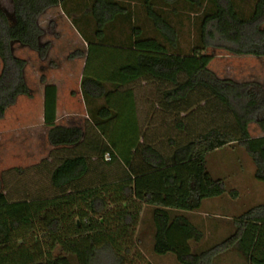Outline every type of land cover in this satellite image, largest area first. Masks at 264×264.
Segmentation results:
<instances>
[{"label":"trees","instance_id":"obj_1","mask_svg":"<svg viewBox=\"0 0 264 264\" xmlns=\"http://www.w3.org/2000/svg\"><path fill=\"white\" fill-rule=\"evenodd\" d=\"M135 1L152 35L136 25ZM11 2L13 19L0 7V119L20 97H34L28 63L13 47L18 43L46 57L39 18L48 9L60 6L90 51L113 50L104 61L109 67L92 81L83 78L84 127L57 124L58 88L42 78L44 124L53 146L40 165L48 186L36 196L16 186L11 196L5 177L25 170L0 174V264H96L102 254L112 264H152L142 254L130 257L145 207L152 208L155 255H173L180 264H214L237 249L248 264H264L243 246L248 228L264 223V203L237 218L234 232L204 251L193 247L204 234L188 216L226 193L224 180L208 167L214 152L243 148L256 165L255 178L264 183V136L250 131L256 124L264 132V92L219 78L209 53L218 36L236 55L264 57V0ZM143 81L157 86L145 100L134 91Z\"/></svg>","mask_w":264,"mask_h":264},{"label":"rangeland","instance_id":"obj_2","mask_svg":"<svg viewBox=\"0 0 264 264\" xmlns=\"http://www.w3.org/2000/svg\"><path fill=\"white\" fill-rule=\"evenodd\" d=\"M133 5L139 13L136 25L143 26L148 35H152L153 30L146 28L148 27L146 14L139 1H135ZM0 7L5 9L13 19L11 0H0ZM55 11L53 9L51 14L44 13L39 18V25L43 31L40 42L42 45L47 43L49 45L48 56L46 55L47 58L49 57L48 59L18 43L13 47L15 55L25 59L28 63L26 78L29 87L34 92V100L25 96L20 97L16 104L8 109L5 118L0 120V174L15 168L25 170L20 175L15 172L14 176L17 178L5 177L7 182L4 183V186L10 193L14 191L16 186H21V188H26L31 195L36 196L41 189H46L48 186V174L42 170L40 165L50 158L53 146L49 140L50 129L43 125L42 121L40 98L45 87L42 78L47 81V78L52 77V72L48 70L50 59L64 56L73 50L70 49L73 42L66 41V39L58 41L59 39L56 38L59 34L66 36V38L70 37L68 30L64 29L63 33L61 27H58L59 24L57 29L54 26L49 28V19L58 16ZM66 26L68 27V25ZM57 30H59V34ZM75 36L79 38L78 35L75 34ZM228 48H233V46L223 42L218 36L211 41L209 53L215 56L212 65L210 64L211 70L221 79H231L240 85L248 84L254 87L256 91L264 92V57L239 56L232 53ZM101 50L100 48L96 52L95 48L91 50L89 65L83 78L86 76L89 81H92L94 78L92 70L98 68L102 72L100 69L104 70L105 67L110 66L108 63L105 65L104 61H110L107 52L113 49L106 48L103 51L107 52L102 53ZM50 51L52 54H49ZM74 54H78V51H74ZM99 57L104 58L103 61H100ZM1 70L2 61L0 59V73ZM53 77L59 78L58 81H61L66 88L67 86L76 87L79 83V78L76 79L75 76L67 78L68 76L64 75H53ZM139 87L135 86L134 91L138 93L139 98H142L141 100H145L143 97L145 90H140ZM87 89L90 90L88 87ZM146 91V94L150 95L152 90ZM71 110L77 115L74 117L73 114L68 119H63L60 124L84 127L87 112L83 103L73 105ZM213 116L215 117L216 114ZM250 131L252 136L259 133L258 127L254 124H251ZM208 167L214 178L224 180L226 193L221 197L205 200L199 211L188 213L191 221L199 226L204 234L202 242L194 244L195 251L207 250L227 239L234 232V221L237 218L251 208L264 203V183L255 178L256 165L243 148L229 147L210 154ZM13 181H18L17 185ZM8 182L11 184L9 185ZM7 184L8 187H6ZM12 193L11 196H14L15 194ZM153 233L152 208L145 207L136 231V249L132 250L130 257L136 258L138 254H142L145 260L152 264H180L173 255L158 256L154 254L152 249ZM243 246L244 250L253 256L264 259V223L253 224L248 228L243 239ZM113 262L110 255L102 254L97 258L96 264H112ZM135 264L137 263L135 262ZM214 264H248V262L236 249L217 257Z\"/></svg>","mask_w":264,"mask_h":264},{"label":"crops","instance_id":"obj_3","mask_svg":"<svg viewBox=\"0 0 264 264\" xmlns=\"http://www.w3.org/2000/svg\"><path fill=\"white\" fill-rule=\"evenodd\" d=\"M53 9L56 10L55 13L58 14V16H56V18H50L49 19V28H50V26L51 27L54 26L57 29V26L59 24L58 27H61L60 29L63 33L65 30H68L69 34L71 35L70 37L66 38V36H64V35L61 36L59 34V30H57L59 35L57 34L58 36L56 38H57V40L59 39L58 41H60L62 39H66V41L73 42V44H72L73 46L72 45L70 46V49L72 48L73 50L71 49L72 52L66 53L64 56H57V58H52V60L51 59L49 60L50 68H48V70L52 72V77L49 79L47 78V82L49 84L56 85L58 88L57 124L59 126H63V127H81L78 125L72 126V124L62 125V124H60V122L63 119H68V117L73 116L74 113L72 112L73 110H71L73 105H75L77 103L80 104V102H82L84 107H86L85 100H84L83 88L81 85L83 82V76H84L85 70L87 69V66L89 65V60L91 57V51L89 50L88 43L82 38L80 33L77 31L75 26L72 24L71 20L65 15V13L63 12V10L60 6H56V7H52L50 9H48L45 12V14H47V13L51 14ZM90 17H91V21H92L90 30L92 32V35L94 36V34H95V17L94 16L93 17L90 16ZM53 23H54V25H53ZM66 25H68V27ZM75 34L78 35L79 38H76ZM47 42L50 43V41H47ZM94 48H95V46H93L92 49H94ZM74 51H78V54H74ZM49 54H52L51 51L49 52ZM47 56L45 58H47ZM99 59H100V61H103L102 59H104V58L99 57ZM212 63L213 62H211V65H212ZM100 70H102V69H100ZM92 73H93L92 76L94 77L93 79H95V73H100V71L94 69V70H92ZM53 75L54 76L64 75V76H68L67 78H69V77L72 78L73 76H75L76 79L79 78L78 79L79 83L76 87L75 86L74 87L67 86V88H66L65 85H62L61 81L60 82L58 81L59 78H55V77H53ZM80 81H82V82H80ZM136 86H140L139 87L140 90H143V91L145 90L144 96L147 93L146 90H149V89L154 90L155 87H157L155 84H148L147 82H144V81L140 82ZM141 86L143 87L142 89H141ZM128 88L132 89L133 87L129 86ZM30 99L34 100L33 98H30ZM40 101H41V105H42V121L44 123V90H43V92H41ZM86 112H87V108H86ZM75 115H77V114H74V117H75ZM0 120H2V119H0ZM87 120H88V112H87V116H85L84 125H85ZM43 125H45V124H43ZM254 125H256V124H254ZM256 127H258L259 133L253 137L258 138V137L264 136V132L261 130V128L258 125H256Z\"/></svg>","mask_w":264,"mask_h":264}]
</instances>
